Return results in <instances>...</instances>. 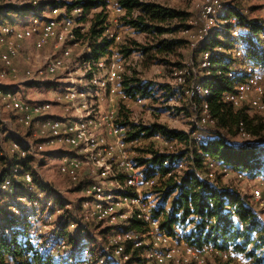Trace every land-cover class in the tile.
Returning <instances> with one entry per match:
<instances>
[{"label":"rangeland","instance_id":"rangeland-1","mask_svg":"<svg viewBox=\"0 0 264 264\" xmlns=\"http://www.w3.org/2000/svg\"><path fill=\"white\" fill-rule=\"evenodd\" d=\"M54 1L62 2L63 4L70 2V0H0V7H3L0 10V22L12 23L15 27L22 29L27 28L33 24L35 18L38 20L46 19L51 14ZM145 1L156 3L182 13V16L173 18L167 24L168 27L170 26L175 31L167 32L163 35L137 31L124 25L120 20L121 15L110 8V26L106 33L109 38H112L113 42L109 46L107 54L100 57L104 62V67L99 69L97 67L92 68L94 71L100 70V74H104L109 69L111 61L118 59L122 67L120 71L121 78L119 80L121 89L124 88L122 85V81L124 80L130 82L132 85L138 84L142 87V92H139L134 97L122 98L121 96H116V100L118 101V105L116 106L117 119L123 120L128 117L127 121L138 127L156 122L165 125L169 129L185 131L189 137L191 129L193 130V127L196 125V121L192 115L187 91L199 83L198 77L202 75V73H199V60L204 48L203 46L216 37L218 29L215 28L214 32H209L207 35L203 32L201 33V29L205 25L200 12L203 0ZM31 2L37 5L34 11L30 10L18 14L11 10L13 6L27 5ZM63 4L62 6H64ZM231 4L241 8L245 14L249 15V18H257L264 22V0H224V6L216 14L217 21L215 27L222 23L223 19L221 18L226 11L225 5L229 7ZM7 5L12 6L6 8ZM95 11L97 10L93 9L85 13L84 17L86 18L81 23L83 26L82 31L87 29L86 22H88ZM67 12L74 21H81L83 17L82 12ZM241 31L244 30L241 29ZM117 36H119V39H116ZM217 37L225 41L223 37L220 38L219 35ZM174 38L182 39L185 42L173 54H157L154 49H150L146 53L141 50L142 47H154L161 39ZM68 39L71 38L69 37ZM225 42L231 43V41ZM32 44V40H26L20 46V56L15 59L14 63L16 72H13L9 68L7 76L4 78L0 77V89L2 92H16L18 96L21 95V100L28 102L50 101L52 103L51 115L62 119L64 118V114H70L69 116L73 117L78 116V114L74 113L81 112L78 102L81 100L87 101V108L89 110L90 108L93 109L91 113L113 110L114 94L112 100H109L110 95L108 93H100L99 96L93 97L95 91L92 89L87 90L88 96H78L77 100L70 102L72 108L68 111L62 108L63 104L58 98L62 92L71 91L72 89L83 91L87 84L86 77L90 73V70H88L87 62L89 61H87L86 53H89L90 49L86 43L82 40L79 42L70 41V57L66 60L65 67L58 71L59 75L57 72L53 75L45 74L34 79H29L25 74L26 69L36 72L59 52V48H55L54 44L47 45L41 50L35 49ZM127 50L131 52L127 54ZM218 51L221 50L219 49ZM227 54L229 55L227 60L230 63L229 67L237 68L241 64V60L235 59L230 52H227ZM2 69L3 65L0 62V71ZM244 105L243 108L245 110L241 109V113L247 116L249 127L256 134L254 135L251 132L252 134L249 137H242L234 129L229 134H226V137L230 138V141L236 143V145L252 141H261V144L264 145V110L253 108L247 105V103ZM121 107L123 109L120 113ZM15 113L16 109L11 105L6 106L0 97V169L5 164L3 158L12 157L16 154L20 156L17 148L14 146V142H19L24 148L29 149L28 165L32 170L30 171L32 175L33 173L36 174L42 183L41 186H33L32 184L29 186L31 191L29 197L37 201L39 206H36L38 207L39 214L35 218H31L33 223L25 219V222L28 224L27 234L33 239L36 246L41 247L42 253L49 255V252L55 248L54 253L49 256L56 264H91L87 263V255L83 251L85 249H92L97 253L99 248L106 252L112 251L113 237L117 232L131 227L130 219L134 218V215L138 213V205L128 204L120 212L113 214L102 223L93 220L86 231L78 229L80 221L79 219L74 220V216L82 210V204L90 200V197L81 189H76L75 183L83 182L88 185L89 173H92L93 180L98 183L101 182L105 192L117 194L121 192L119 189H116L117 185L111 181L110 176L97 177L98 173H100V168H96L94 164L84 163L82 164V169L77 172L72 170L62 172L61 166L64 156H81L84 154L78 153L83 152L78 147L72 148L62 143L53 146L47 145L44 141L46 140L45 136L48 135V131L36 120L30 122L28 125L18 122ZM129 126L131 129V125ZM205 127L212 128L205 130ZM218 130L220 131L218 127L211 124L205 125L199 132L206 137H210ZM124 135L119 134L120 139L123 141ZM124 147L128 161L133 163L137 162H135L137 158L151 157L149 151L152 148L158 150L160 153L179 155L180 157L174 162L176 165L172 171L177 174H181L184 169L190 167L192 152L196 148H199L196 143H191L190 141L188 144L177 139L167 141L144 135H141L138 139ZM180 161L184 165L181 171L176 168L177 163ZM206 164L208 163L206 162ZM109 166L111 169H115V166L111 162ZM138 167V172L143 176L150 177L145 174V165ZM200 172L197 174L203 178L209 177V174H213V178L211 179L213 183L225 185L247 197L257 213L261 226L264 227V174L251 178H238L230 169L224 172L221 164L218 163L211 170L205 167L204 172ZM16 174L20 178L22 177L21 171H17ZM74 176H76V180L73 179ZM152 177L156 181L155 184L153 186L145 185V190L141 193L143 205L147 209H153L160 203L161 190L164 188V181L166 179L160 173ZM117 179L119 182L122 181V177H118ZM257 189L261 193V197L259 198L256 197L254 192ZM172 197L173 195L165 204L167 211L171 207ZM7 200L10 202L14 201L13 203L16 205L20 204L19 207L21 208L24 205L28 206L29 203L27 199L20 200L17 198V200H13L8 197ZM11 209L13 210V208ZM72 223H75L76 226L73 225L71 227ZM143 228L142 233L144 235L141 232H136V244H128L131 253L137 257H139V253L148 255L152 251L151 248L159 251L162 249L160 246L155 247L152 244V237L147 233V230L150 231L151 228L144 226ZM192 228L193 225L191 224H176L173 234V237L177 240L176 242L178 243L182 239L186 240L185 235ZM152 230H155V226L152 227ZM6 232L9 231L7 230ZM61 240L65 241L64 248L60 247L59 243ZM251 247L252 244L249 248ZM263 251L264 248L258 249V252ZM150 264H155V262L153 261ZM204 264L236 263L224 259L218 252L208 250L204 253Z\"/></svg>","mask_w":264,"mask_h":264},{"label":"trees","instance_id":"trees-1","mask_svg":"<svg viewBox=\"0 0 264 264\" xmlns=\"http://www.w3.org/2000/svg\"><path fill=\"white\" fill-rule=\"evenodd\" d=\"M62 4V2L54 1L53 6L66 8L67 11L81 9L83 17L77 23H82L85 20L86 12L93 9L97 10L86 22L87 29L82 31L81 27H77L74 29V34L77 41L82 40L90 49V52L86 53L87 61H97L107 54V50L113 42L106 33L110 26L108 1L70 0V2L63 4L64 6ZM116 4L124 10L120 18L124 25L146 33L153 32L157 35H163L175 31L167 24L173 18L182 16L180 12L145 0H117ZM10 6L12 5H7L6 8ZM36 6L31 2L27 5L13 6L11 10L20 14L30 10L34 11ZM2 9L3 7H0V10ZM248 16L241 8L231 4L226 8L225 14L221 18L222 21H225L222 25L223 28L218 29L216 37L206 43L205 46L207 47L203 46L205 49L202 50V52L205 50L214 51L215 48L221 47L224 52H213L207 67L199 65V73L202 75L198 77L199 83L197 85L203 89L202 91L207 90L208 94L197 95L192 98L190 100L191 111L193 112V107H195V110L200 113L203 104H206L210 116L216 120L214 126L218 127L220 131L218 130L214 135L207 137L206 142L196 143L199 148L191 151V165L188 169H184L181 174L172 172L176 165L174 162L180 157L179 155L160 153L153 148L149 151L151 157H140L135 162L137 161L138 166L145 165V174L150 177L157 173L166 177L164 188L161 190L160 203L151 211L154 219H160L158 224L160 229H165L170 235H173L176 224H191L193 228L185 235L186 240L183 239L190 245L199 249L210 246L218 251L231 249L234 254L243 255L255 264H264V251L258 252V249L264 248V227L261 226L253 205L247 197L238 191L225 185L209 182L207 177L203 178L197 174L200 171L204 172V164L208 159L225 165L232 171L246 173L250 178L264 174V145L261 144V141L236 145L230 141V138L226 137V134L234 129L238 134L240 122H243L244 130L249 135L256 134L249 127L247 116L241 113V109L244 108L235 109L224 100V95L233 90L237 80L241 77L237 75L230 78L227 75L230 68L227 52L234 41L240 40L244 44L248 63L253 66H264V40L261 38V35L264 34V22ZM231 20L234 22L232 23ZM233 28L245 30L239 34L237 39H234L231 35ZM218 35L220 38L223 37L225 41H231V43L219 39ZM184 42L182 39L175 38L161 39L154 47H142L141 50L144 53L154 49L157 54H173ZM130 52V50L126 51L127 54ZM122 85L124 87L122 91L128 98L142 92V87L138 84L132 85L124 80ZM142 95L144 94L142 93ZM122 109L123 107L120 108V113ZM127 120L128 117L123 120L119 118L115 121L116 127L123 125L126 131V141L136 140L141 135L153 137L158 134L167 141L177 139L189 144L188 133L185 131L169 129L156 122L138 127ZM129 125H131V129ZM3 159L5 164L0 169V264H56L49 255L42 253L27 234L28 224L25 222L23 214L24 207L21 208L19 207L20 204L16 205L13 203L14 201L7 200L8 197L13 200L23 196L30 198L31 191L23 178V174L26 172L30 173L33 186L42 185L39 177L31 173L32 170L28 165L29 155L20 158L16 154ZM17 171L22 172L21 178L16 174ZM6 179H10L9 190L1 188ZM85 186L86 184L83 182L75 183V188L78 190H82ZM172 195L171 207L167 211L165 204ZM11 208L16 209L18 214ZM130 223L131 227L127 229L137 232L144 230L145 224L141 220L134 217L130 219ZM78 229L88 230L80 227ZM7 230L9 232H6ZM256 236L257 238H255ZM251 244L252 247L249 248ZM127 245L126 251L129 253L131 250ZM98 251L96 253L92 249L89 250L91 259L87 260V263L100 264L99 259L107 256L103 249L99 248ZM135 252L137 253V251ZM132 256V259L124 264H132L133 261L139 260V257L133 254ZM105 263H114V257L111 256Z\"/></svg>","mask_w":264,"mask_h":264},{"label":"bare ground","instance_id":"bare-ground-1","mask_svg":"<svg viewBox=\"0 0 264 264\" xmlns=\"http://www.w3.org/2000/svg\"><path fill=\"white\" fill-rule=\"evenodd\" d=\"M107 1L109 9L111 8L115 12L116 9L122 10L116 4L117 0ZM223 1L224 0L211 1L212 9L203 10V13H201V18L205 22V25H207V28L203 32L205 35L209 34V32H212L215 28H223L222 25L225 23V21H222L220 25L215 27L217 21L216 14L224 6ZM205 2H210V0H203L202 7L205 5ZM227 7L228 6L225 5L224 8ZM71 12L81 13V9H74ZM68 16L69 14L66 8L53 6L51 8V14L46 19L38 20L37 18H35L33 24L24 29L15 27L12 23L1 22L0 39L4 38L5 40L4 49L0 48V62L3 65V69L0 71V77L4 78L7 76V71L9 68H11V63L14 64L15 59L20 56L19 48L26 40H32V45L37 50H41L45 46L50 44H54L55 48H59L58 54L55 55L49 62H47L44 67L39 68L36 72H32L30 69L25 70V74L27 77H29V79H34L35 77L43 76L45 74L53 75L59 70L63 69L65 67L66 60L70 57V41L79 42L75 37L74 29L77 27H83L81 23H77V21H74L71 18L62 19V17ZM209 18L212 19V22L208 24ZM231 22L233 23L234 21L231 20ZM241 29L242 28H233L231 30L232 38L237 39L239 34L242 33ZM41 30H44V34L41 32ZM69 37L71 39H68ZM47 38L50 40H48ZM261 38L264 40V34L261 35ZM116 39H119V36H117ZM219 49L221 51H218ZM213 52H224V50L221 47H217L214 49V51L205 50L201 52L199 60V65L201 67H207L209 65L208 60L210 59ZM228 52H230V54H232L235 59L241 60V64L238 65L237 68H229L227 73L228 77L233 78L237 75H240L241 77L237 80L233 90L227 92L224 95V100L230 103L235 109L244 107V104L247 103V105L253 108L264 110V75L262 83L259 86L258 96H245V94L252 92V84L246 82V76H253L255 73L260 72V68L264 69V66H253L247 62L246 49L244 47V44L240 40L234 41L231 46V50H229ZM87 65L90 73L86 77L87 84L85 85V89H83V91H76L75 89H72L71 91H65L64 93L62 92L58 96L60 101L61 98H63L64 100V105L62 106V108L65 111H68L72 108L70 102H72L73 100H77L79 98L78 96H88V89H92L93 91H95L93 97L99 96L100 93H108L110 95L109 100H112V96L115 93V87H118L121 97L128 98L119 85V80L121 78L120 71L122 67L118 61L116 73L115 60L111 61L109 69L104 74H100V70H97L96 72L92 68H103L104 62L102 58H99L97 61H89L87 62ZM202 90L203 89L198 85L193 86L189 91H187V96L191 100L197 95L204 96L208 94L207 90ZM17 96L18 94L16 92H2L0 89V97L2 102L6 106L11 105L16 109L15 114L16 120L18 122L28 125L30 122L36 120L39 124L42 125V127H44L48 131V135L45 136L46 140L44 141V143L52 146L58 143H62L72 148L78 147L81 152H83L78 153L84 154L81 156L63 155L64 157L62 156L63 161L61 166L62 172H68L69 170L77 172L82 169V164L84 163L94 164L96 168H100V173H98L97 177L99 178L101 176H110L111 181L117 185L116 189H119V191L121 192L120 194L105 192L101 182H95L96 186H99L98 189L88 188V185H86L82 189V191L88 194L87 196L90 197V200L84 202L82 204V210L77 212V215L75 214L74 216L75 219H79L80 221L78 227L82 229H88L91 221L94 220L96 222H104L113 214H116L124 209L126 205L137 204L138 213L134 215V217L138 220H141L145 224V227L151 228L150 231L147 230V233L150 235V237H152V244L155 247L156 245L160 246L162 249L161 251H159L153 250L151 248L152 251L148 255L139 253V260L133 261L132 264H150L153 261L155 262V264H160V252L161 255L165 257L166 261L169 262V264H204L205 252H199V249H193V247H180V242H171V245H169L170 239L175 238L173 237V235H170L165 229H160L158 227V224H154L153 226H155V230H152V224L157 222L158 219H154L152 217V209H149L147 213V207L143 205V198L139 191V182H145L146 186H153L156 181L152 176H143L140 172L137 171L139 167L136 165V163L128 161L127 157L125 159V145L122 142L123 140L119 139V137L116 136V133H114V127H116L115 121L117 119V116L116 114L112 115L113 110H110L108 112L91 113L93 109L90 108L89 110L87 108V101L81 100L78 101L80 103L79 108L81 109L79 115L75 118L62 119L51 115L52 103H50V101L43 100L37 102H28L25 100H21L20 98L18 99ZM82 109L84 110L82 111ZM192 115L196 121V125L193 127V131H196V138L193 134L190 133L189 141L199 144L206 142L207 137L200 134L199 130L205 125H215L216 120L210 116L206 104H203L200 113L195 110V107H193ZM238 128V134L240 136H250L249 133L244 130L243 122H240ZM80 129H82V133H80ZM119 134L124 135L125 129L120 128ZM155 137H159L156 139L165 140V138L158 134L153 136V138ZM124 141H126L125 135ZM14 143V146L17 148L18 153L20 154V156H22L20 158H24L29 154L28 148H24L19 142ZM81 158H84L82 159V162H73V160ZM110 162L115 166V169H111V167L109 166ZM206 162L208 164L205 163V167L209 170H211L213 166L217 164L212 159H208ZM221 166L224 172L228 171V167H226L225 165ZM176 168L180 169L179 171H181V169L184 168L183 163L181 161L178 162ZM133 172L138 175V182L136 180V177H134ZM233 173L238 178H244L243 175H239V173H243L241 171H233ZM118 177H122L121 182H119V180L117 179ZM23 178L27 182L28 186L32 184V179L29 172L23 174ZM207 178L209 182H212L211 179L213 178V174H209V177ZM246 178H248V176ZM73 179L76 180V176H74ZM1 188L4 190H9L10 179H6L1 185ZM114 192L116 191L114 190ZM254 192L257 198L261 197V193L258 189ZM19 199H27L29 201L28 206L24 205L23 214L25 216V219H28L33 223V220H31V218H35L39 214V210L37 207L39 205L37 201L32 200L31 198H28L26 196L20 197ZM13 210L15 211V213H18L16 209L13 208ZM73 225L76 226L75 223H72L71 227ZM127 230L119 231L115 234L112 241L113 250L106 252L107 256L99 259L98 262L100 264H106L105 261L111 258V256L114 257V263L110 264H124L132 259V253H128L126 251V245L129 242L135 243V235H137L138 232L132 231L131 229ZM141 234L144 235L142 232ZM182 242L187 243L183 239ZM59 244L60 247H65L64 240H61ZM89 250L90 249H85L83 251L84 254L87 255V260L91 259ZM208 250L218 252L224 259L234 261L236 264H243V262H241V259L250 261L243 255L234 254L230 249L218 251L212 248L207 249V251ZM54 251L55 248L51 252H49V255L54 253Z\"/></svg>","mask_w":264,"mask_h":264},{"label":"built area","instance_id":"built-area-1","mask_svg":"<svg viewBox=\"0 0 264 264\" xmlns=\"http://www.w3.org/2000/svg\"><path fill=\"white\" fill-rule=\"evenodd\" d=\"M211 1H214V0H210V2H205V5L202 7L201 9V13H203V10H206V9H212L211 8ZM124 10H119V9H116V12L117 13H123ZM71 16H68V17H62V19H70ZM212 22V19L209 18V23ZM38 25V24H37ZM52 28V26H51ZM207 28V25H204V27L201 29V33L205 31V29ZM41 32L44 34V30H41ZM48 39V38H47ZM4 38L3 39H0V48H3L4 49ZM50 40V39H48ZM117 61L118 59H116V66H115V73L117 71ZM11 70H13V72H16L15 70V65L13 63H11ZM58 75H59V72H58ZM263 75H264V69H261L260 68V72L258 73H255L253 76H246V82L248 83H251L252 84V92L251 93H247L245 94V96H248V95H255V96H258V90H259V86L261 85L262 83V80H263ZM114 78H115V75H114ZM114 82V81H113ZM121 96L120 95V91L118 89V87H115V93H114V103L113 104V112H112V115L113 114H117V109H116V106L118 105V101L116 100V96ZM17 98H22L21 95L20 96H17ZM259 98V97H258ZM259 101H263V100H259ZM61 102L63 103L64 105V100L63 98H61ZM120 128H124L123 125H119V127H114V133H116V136L119 137L120 139V136H119V129ZM208 128H212V127H205V130H207ZM80 133H82V129H80ZM191 134L194 135V137L196 138V131H193L191 129L190 131ZM155 138H159V137H155ZM134 140H127V141H122L123 144L125 146H128L130 143H132ZM77 143H78V139H77ZM236 144V143H234ZM82 159L84 158H81V159H76V160H73V162H82ZM125 159H126V155H125ZM131 164V163H130ZM227 167V166H226ZM225 167V168H226ZM134 173V177H136V180L138 182V175ZM239 175H243L244 178L247 177L246 173H239ZM139 186H140V194L144 192L145 190V182H139ZM99 186H96L95 184V180H93V174L92 173H89V184H88V188H97L98 189ZM113 209V208H112ZM149 209H147V213H148ZM160 223V219L153 223L152 224V227L154 224H159ZM177 240L175 239H170V244L171 245V242H176ZM157 244H158V241H157ZM157 246V245H156ZM180 247H193V249H199L197 248L196 246L194 245H189L188 243H183L182 240H180ZM207 249H212L210 246H206L202 249H199V252H207ZM231 250V249H230ZM229 250V252H230ZM233 258V257H232ZM241 262H243V264H255L253 263L252 261H246L244 259H241ZM160 264H169V262L166 261L165 257L161 255V252H160Z\"/></svg>","mask_w":264,"mask_h":264},{"label":"crops","instance_id":"crops-1","mask_svg":"<svg viewBox=\"0 0 264 264\" xmlns=\"http://www.w3.org/2000/svg\"><path fill=\"white\" fill-rule=\"evenodd\" d=\"M123 13H120L119 15H122ZM109 30V29H108ZM80 104V103H79ZM74 114H78L79 115V113H77V112H75ZM70 115V114H69ZM68 114L66 115V114H64L63 116H64V118H75V117H73V116H69ZM55 117H58V116H55ZM62 117V116H61ZM77 117V116H76Z\"/></svg>","mask_w":264,"mask_h":264}]
</instances>
